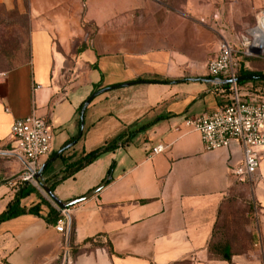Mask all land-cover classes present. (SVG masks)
I'll return each instance as SVG.
<instances>
[{"label": "crops", "instance_id": "obj_1", "mask_svg": "<svg viewBox=\"0 0 264 264\" xmlns=\"http://www.w3.org/2000/svg\"><path fill=\"white\" fill-rule=\"evenodd\" d=\"M28 5L29 58L0 73V213L18 190L11 182L28 166L13 152L16 118L46 117L55 135L53 151L79 135V107L97 85L113 88L87 106L77 150L99 147L136 121L162 118L129 144L54 183L53 192L66 202L110 177L90 198L60 214L65 232L28 213L1 222L0 264H264V155L252 188L253 238L241 249L231 243V259L224 260L210 247L222 240V209L237 185L234 169L243 161L242 148L233 141L205 151L198 131L175 129L185 118L226 102L225 84L210 81L215 77L208 75L207 62L222 40L241 49L264 0H29ZM244 56L238 58L245 68L263 70L259 59ZM157 145L163 151L154 154ZM53 163L44 174L47 181L63 173L61 161ZM26 182L38 194L25 197L21 206L36 204L42 195L58 211L35 180ZM73 248L81 251L73 255Z\"/></svg>", "mask_w": 264, "mask_h": 264}, {"label": "built area", "instance_id": "obj_2", "mask_svg": "<svg viewBox=\"0 0 264 264\" xmlns=\"http://www.w3.org/2000/svg\"><path fill=\"white\" fill-rule=\"evenodd\" d=\"M239 54L264 58V9L239 51L229 41L222 40L219 50L207 62L209 76L232 81L223 90L226 102L215 109L185 118L175 129L185 127L198 131L205 151L226 148L233 141L238 142L243 151V161L235 167L234 176L236 182L253 188L264 155V86H241L236 81L242 66ZM11 137L15 143L13 152L28 161L26 173L11 182L13 187L19 188L22 182L35 180L33 176L40 163L53 152L55 135L46 117L32 113L13 121ZM161 151V145L152 149L154 154ZM254 210H257L255 204ZM65 226L66 218H60L55 224L59 232H65Z\"/></svg>", "mask_w": 264, "mask_h": 264}, {"label": "rangeland", "instance_id": "obj_3", "mask_svg": "<svg viewBox=\"0 0 264 264\" xmlns=\"http://www.w3.org/2000/svg\"><path fill=\"white\" fill-rule=\"evenodd\" d=\"M29 0H7L0 4V73L27 61L31 31ZM80 45V41L77 42ZM259 59L264 72V58ZM252 187L237 182L235 189L222 209L220 239L230 241L235 249L246 246L253 238L249 227L253 212ZM44 192V191H43Z\"/></svg>", "mask_w": 264, "mask_h": 264}, {"label": "trees", "instance_id": "obj_4", "mask_svg": "<svg viewBox=\"0 0 264 264\" xmlns=\"http://www.w3.org/2000/svg\"><path fill=\"white\" fill-rule=\"evenodd\" d=\"M83 47V46H82ZM246 58H251L244 56ZM254 58V57H252ZM241 62V61H240ZM242 64V63H241ZM16 66V65H15ZM13 66V67H15ZM13 67L9 68L8 70L12 69ZM6 70V71H8ZM5 71V72H6ZM249 76H257L253 79H248ZM264 72L262 70H250L243 66H241V69L239 71L238 77H241L242 79L239 80V84L246 85L248 83H252L254 86H264ZM164 82H169L165 80ZM228 85H225L224 87H227ZM99 88V85H97L93 91H96ZM84 105V102L79 107V113H81L82 107ZM162 117H157L154 120L151 121H136L132 125L127 126L125 131H123L120 135L114 137L113 139H110L106 141L103 145L96 147L92 150L86 151V150H77L76 145L80 142L83 135L77 139V137H73L69 141L65 143L66 146L69 143L76 140L75 144H73L71 147L63 150V152L58 156V159L63 164V172L65 173L64 178L73 176L76 172L93 162L95 159H97L101 154L108 152V151H114L115 149L119 148L120 146L129 144V142L139 133L147 130L151 125H153L157 120H159ZM57 151H53L51 155L48 157L51 158L56 154ZM54 163H49L44 172H48V170L53 166ZM112 171V167L109 169V173ZM55 184L52 185L51 189L54 190ZM37 187L30 185L26 181L22 182L16 191L13 198L9 201L7 207L0 213V223L4 222L6 220H9L11 218L17 217L22 214H34L37 216H42L45 218V220L51 224H56L57 221L62 218L61 215H56L57 209L54 208L51 203L42 195H40V200L36 204H33L31 206L25 207L21 206V201L30 195L31 193H37ZM38 194V193H37ZM230 199V198H229ZM42 205H46L48 207V212L46 214L42 213ZM74 233V225L72 224L70 229V237H71V244L70 247H72V236ZM86 242H91L94 244V239H89ZM230 241L227 240H220L217 243H214L212 245L210 250L215 254L216 256L221 257L224 260H230L232 256V247H231ZM73 255H76L81 251L79 248H73ZM72 253V252H71Z\"/></svg>", "mask_w": 264, "mask_h": 264}, {"label": "water", "instance_id": "obj_5", "mask_svg": "<svg viewBox=\"0 0 264 264\" xmlns=\"http://www.w3.org/2000/svg\"><path fill=\"white\" fill-rule=\"evenodd\" d=\"M256 77L257 76H249L247 78L248 79H253V78H256ZM262 77L264 78V76H262ZM240 79H242V78L238 77V78H236V81H239ZM193 80H195V79H193ZM202 80L207 81L208 79H202ZM210 81H212L213 83H220V84H225V85H228V84H230L232 82L229 79H222V78H219V77L211 79ZM127 84H129V83H127ZM112 88L113 87L110 86V87H104L102 89H98L96 91H93L90 94V96L85 100L84 105H83L82 110H81V127H80L79 135L77 136V139L80 138L82 136V133H83V126H84L83 117H84V113H85V110H86L87 106L90 104V102L96 96H98V95H100V94H102V93H104L106 91H109ZM75 142H76V140L71 142V143H69L68 145L64 146L63 148L59 149L53 157L47 159L45 162L42 163V165L34 173V176H33L35 181L40 185V187L43 189L45 194L47 196H49L54 201V203L57 205L58 211H57L56 215L61 214L63 211L68 209L70 206H72V205H74V204H76V203H78L80 201H83L85 199L90 198L92 195H94L96 192H98L107 183V181L110 178V177H107L98 187H96L95 189L89 191L87 194L83 195L82 197H79V198H76V199H73V200H70V201H66V202L62 201L55 195V193L53 192L51 187H52V185L55 182H58V181L62 180L64 178V176H65V173L63 172V173L59 174L57 177H54L51 180L47 181L44 178L43 172H44L46 166L49 163H53L54 161H56L58 156L63 152V150L71 147L73 144H75Z\"/></svg>", "mask_w": 264, "mask_h": 264}]
</instances>
